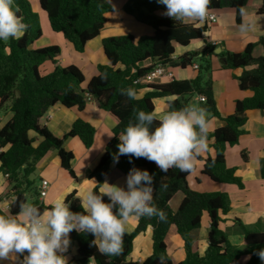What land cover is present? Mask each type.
Here are the masks:
<instances>
[{"label":"trees","instance_id":"obj_1","mask_svg":"<svg viewBox=\"0 0 264 264\" xmlns=\"http://www.w3.org/2000/svg\"><path fill=\"white\" fill-rule=\"evenodd\" d=\"M251 1L211 0L210 11L233 8L238 13V21L241 22L239 9ZM15 3L20 8L18 15L23 17L28 28L20 38L0 40V109L7 105L13 113L11 119L0 128V172L6 176L8 191L5 195L10 200L8 211L4 212L0 208V214L16 215L20 210V202L27 199L26 195L32 196V203L41 212L49 208L41 204L40 191H34V183L30 177L51 150H57L62 168L71 178H76L72 166L74 154L64 148V142L70 138H79L86 148H90L94 143L95 128L79 119L64 137L59 138L42 125L40 120L57 104L83 111L91 98L100 109L108 111L118 120L112 131L114 136L91 173L98 181L93 190L98 193L102 186L100 184L105 181L113 163L124 175L133 167L148 170L154 177L156 188L153 203L166 213V219L137 218L134 231L126 232L123 252L119 256L101 254L91 243L93 235L73 230L69 234L70 244L76 245L77 251L68 264H159L161 255L165 257L164 264H234L243 256H248L246 264H264L256 255V252L264 249V223L259 222L249 227L237 220L244 237L243 247L234 246L228 234L221 228L223 217L232 209L230 196L223 192L203 193L192 190L188 178L195 173L196 166L191 172L172 168L168 173H163L155 163L144 158L120 155L118 161L114 160L118 153L119 135L130 121L135 122L133 110L155 112L156 99L176 97V100L169 103L171 111L189 104L186 96H204L205 102L201 103L200 107L207 109L208 115L221 118L214 98L212 78L209 75L212 65L208 56L216 54V48L211 44L206 45L201 56L197 52H190L177 59L175 67L182 69L199 63L195 78H174L168 82L145 84L139 82L157 65L172 64L175 45L186 47L203 39L210 26L195 27L168 17H159L156 12L160 10L161 5L156 0H128L123 11L136 21L153 27L154 35L143 36L137 40L131 34L104 39V52L110 65H100L98 74L83 88L85 77L79 67L73 64L58 65L61 55L59 46L32 47L43 35L39 14L33 11L29 0H15ZM38 3L40 10L46 13L52 31L61 33L78 53H83L87 44L100 35L109 22L108 15L114 12L108 0H38ZM257 13L264 15V0ZM214 26L215 24L211 25ZM260 43L264 44V39L260 40ZM255 46L254 43L248 44L241 53L222 51L217 54L224 60L223 69L255 67L245 70L238 78L239 88L251 91L252 96L237 101L234 113L223 119L225 126L208 133V141L213 142L215 156L198 159L203 162L202 174L212 182L236 185L240 189L244 188V183L236 175V170L226 165V149L236 145L241 137L246 135L244 126L248 120V112L264 110V57H254ZM48 63L52 65V70H46ZM105 74L107 79H102ZM129 87L136 90V99L121 95L120 89ZM143 89H147V92L138 98ZM30 132H35L42 138L36 147ZM243 156L246 160L245 154ZM260 172L264 179V156L260 160ZM163 184L167 185L166 189L161 188ZM178 193H183L184 198L178 210L174 212L170 202ZM104 201L109 202L106 196ZM65 202L70 205L71 211L83 212L76 192L67 196ZM204 213H207L210 219L209 243L201 255L193 247L191 233L201 227ZM149 226L152 227V255L144 262L130 261L134 239ZM172 226L176 227L186 251L185 259L179 263L172 260L166 243Z\"/></svg>","mask_w":264,"mask_h":264},{"label":"crops","instance_id":"obj_2","mask_svg":"<svg viewBox=\"0 0 264 264\" xmlns=\"http://www.w3.org/2000/svg\"><path fill=\"white\" fill-rule=\"evenodd\" d=\"M34 1L37 8H39L38 0ZM127 1L117 0L116 6H114V12L108 15L109 22L100 35L87 44L83 53L76 52L74 46L61 33L50 32L49 22L47 24L45 23V29L42 30V37L32 47L59 46L61 48V55L58 59V65L68 66L73 64L79 67L85 77L83 88H86L89 81L98 74V67L100 65H110L104 52V39L131 34L137 40L143 36H152L155 33L153 27L136 21L134 17L123 11V7ZM262 1L252 0L245 6L249 14L246 19L253 23V27L248 33H241L239 31L241 22L238 21L237 11L233 8H223L214 10L218 16V21L214 27L210 26L204 34L203 39L194 41L186 47L175 45L174 61L171 64L174 78L184 80L195 78L197 69H194L193 66L186 69L175 67L176 62H178L177 59L190 52H197L201 56L207 44H212V42L217 44L214 46L216 48V54L208 57L212 65V70L209 75L212 78L214 98L221 118L208 115L210 118L208 119L210 122L209 133L225 126L223 119L234 113L237 101L252 96L251 91H243L239 88L238 78L245 70H251L255 67L251 66L246 69L239 68L234 70L223 69L222 63L224 60L219 58L217 54H219V51L220 53L222 51L241 53L248 44L254 43L256 44L253 51L254 57H264V44L260 43V40L264 39V15H258L257 13ZM164 11L165 8L160 7V10L156 14L159 17H165L161 15ZM185 23L192 24L195 27L208 25L206 21L204 23L198 21ZM195 64L199 65V63ZM46 70H52V65L49 63L46 64ZM168 81L170 80H164L162 82ZM146 92L147 89L140 91L138 98L143 97ZM185 99H188L190 103L195 100L198 106L201 105L197 95L186 96ZM174 100H176V97L154 100L157 116L159 117L167 111H170L169 103ZM157 101L159 102L157 103ZM12 115L13 113L7 105L0 109V128L11 119ZM79 119L91 124L95 128L96 133L94 143L90 148H86L79 138H70L64 142V148L74 154L72 166L76 178H71L69 173L62 168L57 150H51L40 161L34 173L39 176L42 182L45 181L48 183L45 195L39 198L41 204L47 207H50L56 200L66 199L73 192H76V196L79 194L82 197L89 189H94L98 184L97 179L92 177L91 173L98 165L105 152L106 145L113 137L111 135H113L112 131L118 124L117 118L108 111L100 109L96 102L89 98L86 108L83 111H79L76 108L69 109L61 104L55 105L40 120V123L46 126L55 136L62 138ZM244 130L246 131V135L242 136L236 145L228 146L226 149V165L236 170V175L244 183L243 189H240L236 185L212 182L202 174L203 162L199 160L196 163L194 175L200 173L204 180L195 178V181H197L194 183L196 187H191L190 182H188L190 188L194 191L202 192L199 191L201 188L204 192H223L230 196L232 209L223 217L224 221L221 223V228L228 234L230 242L240 248L243 247L244 237L239 230L237 220L249 227L255 226L259 222L264 223V179L260 172V160L264 156V110L249 111ZM30 137L35 139V147L42 141V138L35 132H30ZM212 143V141H209L210 151L201 156L203 159L213 158L215 156ZM243 154L247 157L246 160ZM138 169L144 170L142 168ZM126 177L127 175L122 174L117 169L116 164H112L105 180L110 184L126 188ZM39 187L41 188L40 184L38 185L40 191ZM7 191L6 176L0 172V202L4 212L8 211L10 203L9 197L5 195ZM26 196L30 202L33 201L32 196ZM183 198L184 194L178 193L171 200L170 206L174 212L178 210ZM137 222L138 219L136 217H131L126 225L127 232L134 231ZM209 228L210 219L208 214L204 213L201 227L191 233L193 247L201 255L204 254L208 247ZM151 235L152 227L149 226L145 232L134 239L133 251L129 257L130 261L144 262L152 255L153 241ZM166 243L168 253L175 263H179L185 259L186 251L184 242L178 235L176 227L172 226L170 228ZM76 251V245L70 244L64 253L68 258V262L75 256ZM20 259L22 260L23 257H20ZM247 262L248 256H243L234 264H246ZM0 264H13V262L11 260H0ZM88 264L94 263L90 262Z\"/></svg>","mask_w":264,"mask_h":264},{"label":"clouds","instance_id":"obj_3","mask_svg":"<svg viewBox=\"0 0 264 264\" xmlns=\"http://www.w3.org/2000/svg\"><path fill=\"white\" fill-rule=\"evenodd\" d=\"M156 2L165 8L161 15L174 21L204 23L209 18L211 0ZM19 12L15 0H0V40L20 38L27 31L28 25ZM239 15V31L248 33L253 23L246 19L249 14L245 7L239 9ZM102 79H107L106 74ZM120 93L129 99L137 98L132 87L120 89ZM133 111L135 122L130 121L119 135L115 161L120 155H126L153 162L163 173L172 168L191 172L198 159L210 151L207 109L198 106L195 100L159 117L155 112L142 109ZM100 185L98 193L89 189L82 197L77 195L83 212L71 211L66 199L56 200L41 212L26 199L20 202L16 215L0 214V260H11L13 264H68L64 253L70 245L69 234L73 230L93 235L91 243L101 254L119 256L123 252L126 225L131 217L166 219V213L153 203L156 188L148 170L130 169L126 188L107 180ZM161 188L166 189L167 185L163 184ZM105 196L109 202L104 201ZM256 255L264 262V249ZM164 262L165 257L161 255L159 264Z\"/></svg>","mask_w":264,"mask_h":264},{"label":"built area","instance_id":"obj_4","mask_svg":"<svg viewBox=\"0 0 264 264\" xmlns=\"http://www.w3.org/2000/svg\"><path fill=\"white\" fill-rule=\"evenodd\" d=\"M218 21V16L214 11L209 10V18L206 20L207 24L209 26L216 24ZM212 46H216L217 44L215 42H212ZM177 63V62H176ZM194 69H198V65L194 64L193 65ZM174 79V72L172 70V65H157L153 69H151L144 78L140 79L139 82L142 84L145 83H152V82H162L164 80H172ZM205 97L204 96H198V101L200 103L205 102ZM2 151V150H0ZM48 188V183L43 181L41 183V188H40V196H44ZM0 208L2 209L1 202H0Z\"/></svg>","mask_w":264,"mask_h":264},{"label":"rangeland","instance_id":"obj_5","mask_svg":"<svg viewBox=\"0 0 264 264\" xmlns=\"http://www.w3.org/2000/svg\"><path fill=\"white\" fill-rule=\"evenodd\" d=\"M29 2H30V4H31V6H32V9H33V11L34 12H36V13H38L39 14V21H40V26H41V28H42V30L43 29H45V23L47 24L48 23V17H47V15H46V13H44V12H42L41 10H40V8H37V6H36V4H35V1L34 0H29ZM38 2V1H37ZM108 2L113 6V8H114V6H116V2H117V0H114V1H109L108 0ZM39 4V3H38ZM116 13V12H115ZM49 26V25H48ZM50 28V27H49ZM51 29V28H50ZM50 32H52V29L50 30ZM45 46V45H44ZM67 57V56H66ZM159 101H157V103H158ZM208 119H210L209 118V116H208ZM114 165H115V163H113ZM195 178H199V179H201V180H204L203 179V176H201V174L200 173H196L195 175L193 174L192 176H190V178H188V182H190V184H191V187H196V184H194L195 182H197V181H195ZM30 180H32L33 181V183H34V191L35 192H39V189H38V185L40 184L41 185V180H40V178H39V176L37 175V174H33L31 177H30ZM40 188V187H39ZM199 191H202L203 193H207V192H204L203 190H201V188H200V190ZM210 193V192H209Z\"/></svg>","mask_w":264,"mask_h":264},{"label":"water","instance_id":"obj_6","mask_svg":"<svg viewBox=\"0 0 264 264\" xmlns=\"http://www.w3.org/2000/svg\"><path fill=\"white\" fill-rule=\"evenodd\" d=\"M160 7H164V6H160ZM219 53H220V51H219ZM26 198H27V196H26Z\"/></svg>","mask_w":264,"mask_h":264}]
</instances>
